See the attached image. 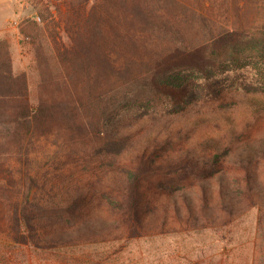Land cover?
I'll return each mask as SVG.
<instances>
[{
    "label": "trees",
    "instance_id": "trees-1",
    "mask_svg": "<svg viewBox=\"0 0 264 264\" xmlns=\"http://www.w3.org/2000/svg\"><path fill=\"white\" fill-rule=\"evenodd\" d=\"M72 1L62 8L72 44L36 57L34 90L0 46V241L66 246L262 209L264 138L230 157L232 139L180 148L169 130L134 141L143 122L118 118L130 85L194 97L222 92L215 72L251 61L264 71V0H95L75 10ZM186 71L201 74L176 84ZM224 166L241 170V186Z\"/></svg>",
    "mask_w": 264,
    "mask_h": 264
},
{
    "label": "rangeland",
    "instance_id": "rangeland-1",
    "mask_svg": "<svg viewBox=\"0 0 264 264\" xmlns=\"http://www.w3.org/2000/svg\"><path fill=\"white\" fill-rule=\"evenodd\" d=\"M94 1L72 3L74 10L80 5L88 9ZM63 2L15 0L12 6L0 7V46L9 57L12 72L27 74L30 90H34L38 77L36 57L41 53L53 55L72 44L68 26L72 21H64ZM200 74L180 72L176 84L184 80L195 83L194 77ZM215 75L214 86L222 90L219 94L204 90L199 94L201 90L195 86L199 92L187 97L182 87L158 93L142 84L130 85L118 119L125 123L138 118L137 126L143 122L134 141L169 130L179 140L180 148L201 141L232 139L229 156L237 157L245 146L264 138V71L251 61L237 71ZM5 136L0 126V143ZM224 170L232 186L243 184L240 169L224 166ZM215 178L209 180L214 200L219 196ZM259 180L264 184L262 163ZM0 264H264V206L261 209L259 204L249 205L228 222L211 220L203 228L185 230L177 225L167 232L47 248L0 241Z\"/></svg>",
    "mask_w": 264,
    "mask_h": 264
},
{
    "label": "crops",
    "instance_id": "crops-1",
    "mask_svg": "<svg viewBox=\"0 0 264 264\" xmlns=\"http://www.w3.org/2000/svg\"><path fill=\"white\" fill-rule=\"evenodd\" d=\"M15 0H0V7H4V6H12L14 4Z\"/></svg>",
    "mask_w": 264,
    "mask_h": 264
}]
</instances>
